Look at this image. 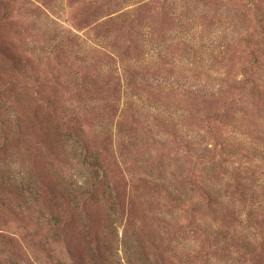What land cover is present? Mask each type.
<instances>
[{"label":"rangeland","instance_id":"obj_1","mask_svg":"<svg viewBox=\"0 0 264 264\" xmlns=\"http://www.w3.org/2000/svg\"><path fill=\"white\" fill-rule=\"evenodd\" d=\"M0 264H264V0H0Z\"/></svg>","mask_w":264,"mask_h":264}]
</instances>
